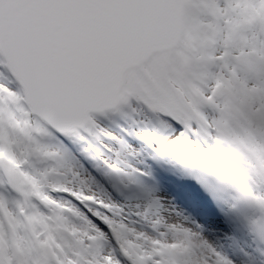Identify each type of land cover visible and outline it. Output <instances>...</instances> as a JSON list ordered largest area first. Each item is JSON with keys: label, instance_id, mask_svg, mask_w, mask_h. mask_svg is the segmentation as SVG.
<instances>
[{"label": "snow or ice", "instance_id": "1", "mask_svg": "<svg viewBox=\"0 0 264 264\" xmlns=\"http://www.w3.org/2000/svg\"><path fill=\"white\" fill-rule=\"evenodd\" d=\"M183 2L0 0V264H235L195 238V226L165 227L151 215L158 201L126 206L101 195L83 166L49 142H88L98 167L144 191L145 173L131 161L139 149L123 140L93 146L90 137L112 135L93 114L118 112L155 152L181 151L185 135H197L189 124L214 134L213 113L225 107L217 92L233 82L215 64H193L216 53L202 54L185 32ZM110 33L123 40L117 58L94 48ZM181 98L191 101L188 113ZM257 223L264 227V217Z\"/></svg>", "mask_w": 264, "mask_h": 264}, {"label": "rangeland", "instance_id": "2", "mask_svg": "<svg viewBox=\"0 0 264 264\" xmlns=\"http://www.w3.org/2000/svg\"><path fill=\"white\" fill-rule=\"evenodd\" d=\"M190 2L187 25L190 22L191 24L189 28H186V33L191 32L197 37H202L205 29L209 33L212 32V36L215 37L212 43H209L212 41V39L209 40L210 34H205L203 37L206 42V51L203 50L202 54L215 52L216 57L219 58L206 62L194 60L193 64L203 67H211L215 64L216 68L221 70L219 75L233 82L229 87L219 89L217 92V94L224 93L226 97L223 100L222 97H218L225 107L213 113L217 122L214 134L204 139L203 148L191 142L187 134L185 146L181 151L167 152L161 149L155 152L148 148L137 135L140 126L121 118L116 112L108 113L107 117L95 116L105 132L112 135L107 136L108 139L105 137L89 139L91 144L98 148H102L104 144L116 145L119 140L137 147L138 154L132 157L131 161L138 165L145 175L146 170L154 169L158 164L170 169L176 168L178 172L196 178L201 175L199 172L201 169L209 168L202 175L205 185L200 184L199 187L213 197L214 201L216 199L213 194L223 198L229 207H240L236 220L242 223L241 229L249 238H239L235 230L212 228L208 222L200 225L201 220L191 219L188 214L177 208L171 210L169 201L161 204L158 202L151 215L158 216L165 227L195 226L200 232L190 230L197 239L205 240L208 237L205 236L204 230H206L211 237L209 242L213 243L218 250L220 247L223 248L235 264H264V239L262 240L259 228L264 229V227L257 223L261 217H264V205L254 199L255 196L264 197V113L260 111V108L264 107V54L257 52L258 48L264 49V0H236L235 4L232 0H208L206 3L190 0ZM221 7L222 11H220ZM231 19L235 20L237 26L235 30H239L240 33L236 42L230 41L228 26ZM217 36L221 43L215 42ZM180 51L183 55L191 54L190 49L186 47L181 48ZM184 71L187 72L188 69ZM180 102L183 106L182 110L188 113L191 101L186 102L181 98ZM125 122L131 123L130 137L122 136L119 132ZM196 129L203 132V125ZM70 139L76 140L79 146L74 153H71L72 159L81 162L79 165L83 166L86 173L91 176V187L101 195L126 206L135 204L143 206L153 200L157 201L156 191L146 189L145 179L140 177V184L144 191L135 187L125 188L118 177L106 174V170L97 166L88 142L75 137ZM56 145L60 147V143L57 142ZM204 151L207 152L204 153ZM156 160H160L161 164L156 163ZM211 161L215 163L217 175L220 177H216V173L211 171V167H214ZM212 183L220 185L219 188L206 186ZM248 196L253 203L255 202V207L253 205L246 210L243 201L249 200ZM165 205H167L166 208ZM245 211L248 216L244 215ZM198 226H201L202 230ZM251 235L254 237H250ZM254 241L259 242L256 245L257 248L253 245ZM260 244L261 248L258 249Z\"/></svg>", "mask_w": 264, "mask_h": 264}, {"label": "water", "instance_id": "3", "mask_svg": "<svg viewBox=\"0 0 264 264\" xmlns=\"http://www.w3.org/2000/svg\"><path fill=\"white\" fill-rule=\"evenodd\" d=\"M186 10L187 0H184L180 5V18L184 28L186 22ZM122 44V37L118 33H110L94 38V48L102 54L112 58H117L120 55Z\"/></svg>", "mask_w": 264, "mask_h": 264}, {"label": "bare ground", "instance_id": "4", "mask_svg": "<svg viewBox=\"0 0 264 264\" xmlns=\"http://www.w3.org/2000/svg\"><path fill=\"white\" fill-rule=\"evenodd\" d=\"M156 173V172H155ZM191 178H193V176L191 177ZM156 179H158L160 182H162V183H164L165 184V187H167V188H163L162 190H156V192H155V196L157 197V201L161 204V203H163V202H168L169 201V206H170V209L171 210H174V209H176L177 208V206H176V202H174L172 199H171V195H170V192H171V189H170V186H171V184H170V181L168 180V177L165 175V173L163 172H161V173H157V177H156ZM159 196H161V197H159ZM202 199V198H201ZM202 200H205L207 203H209L210 205H214V203L212 202V199H210L209 197H207V196H204V198L202 199ZM168 205V204H167ZM167 205H165V208L167 207ZM218 213L222 216V217H226V216H229V213L227 212V211H225V210H221L220 211V209H218ZM203 217H205V216H203ZM226 220H227V222L225 221V223H227V227L229 228V227H231V228H233V221H232V219L231 218H229V219H227V218H225ZM169 223H170V221H169ZM212 224H213V226L215 227V229H219L220 228V223H218V222H214V221H212ZM198 228H200L201 229V226H198ZM202 230V229H201ZM206 233V235L205 236H208L205 240H208V241H211V237H209V235L207 234L208 232L206 231V230H204ZM213 244V243H212ZM214 245V244H213ZM223 249V248H222ZM221 249V247H220V251L222 252V253H224V254H226L227 256H228V254H227V252L223 249L222 250Z\"/></svg>", "mask_w": 264, "mask_h": 264}, {"label": "trees", "instance_id": "5", "mask_svg": "<svg viewBox=\"0 0 264 264\" xmlns=\"http://www.w3.org/2000/svg\"><path fill=\"white\" fill-rule=\"evenodd\" d=\"M207 32H208V30L207 29H205L204 30V34L203 35H205V34H207ZM188 34H190L191 36H194V34H192L191 32L190 33H188ZM210 36H212V32H210ZM196 37H197V35H196ZM232 37H233V39L235 40L236 38H237V35L235 34V33H232ZM200 39H202L201 41H200V43H202L203 41H205V39L203 38V36L202 37H199ZM53 144H55L54 142H52Z\"/></svg>", "mask_w": 264, "mask_h": 264}]
</instances>
